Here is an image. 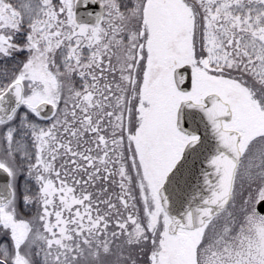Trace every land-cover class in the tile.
Instances as JSON below:
<instances>
[{
  "label": "snow or ice",
  "instance_id": "snow-or-ice-1",
  "mask_svg": "<svg viewBox=\"0 0 264 264\" xmlns=\"http://www.w3.org/2000/svg\"><path fill=\"white\" fill-rule=\"evenodd\" d=\"M0 264H264V0H0Z\"/></svg>",
  "mask_w": 264,
  "mask_h": 264
}]
</instances>
